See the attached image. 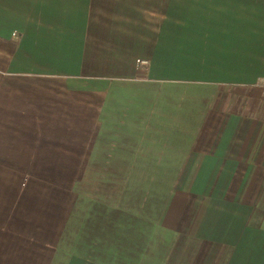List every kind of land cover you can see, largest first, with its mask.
I'll return each instance as SVG.
<instances>
[{"label": "crops", "instance_id": "crops-1", "mask_svg": "<svg viewBox=\"0 0 264 264\" xmlns=\"http://www.w3.org/2000/svg\"><path fill=\"white\" fill-rule=\"evenodd\" d=\"M0 264H264V0H0Z\"/></svg>", "mask_w": 264, "mask_h": 264}, {"label": "built area", "instance_id": "built-area-1", "mask_svg": "<svg viewBox=\"0 0 264 264\" xmlns=\"http://www.w3.org/2000/svg\"><path fill=\"white\" fill-rule=\"evenodd\" d=\"M141 64H142L143 66H147V65H148V62H147V61H142Z\"/></svg>", "mask_w": 264, "mask_h": 264}]
</instances>
